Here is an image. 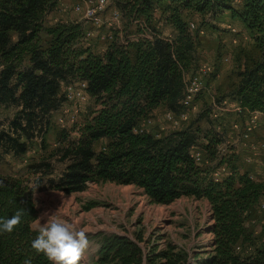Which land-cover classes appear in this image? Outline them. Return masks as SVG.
<instances>
[{
    "label": "trees",
    "instance_id": "16d2710c",
    "mask_svg": "<svg viewBox=\"0 0 264 264\" xmlns=\"http://www.w3.org/2000/svg\"><path fill=\"white\" fill-rule=\"evenodd\" d=\"M56 3L0 0V104L16 108L7 128L0 129V155L22 154V138L30 139L38 131L42 140L40 128L59 106L63 82L85 81L86 92L98 107L78 126L77 138L68 140L60 130L66 143L56 151L66 163L58 176L48 177L51 166L44 160L27 164L26 176L0 175V217L23 213L12 233L0 234V264H24L26 258L32 264H51L30 247L38 234L31 228L36 217L34 191L46 188L69 194L103 181L133 185L155 204L181 196L205 199L212 236L209 252L188 260L170 243L144 251L138 245L140 237L112 233L102 237L94 264H264V235L258 247L244 225L251 206L264 201V179L238 172L232 154L216 159L214 166L204 163L215 160L221 141L208 132L201 136L207 157L194 162L190 151L197 145L199 129L193 122L162 135L139 130L141 121L151 118L159 105L174 113L183 110V76L195 64L198 28L187 27L192 14L203 26L206 19L217 21L226 12L250 33L257 58L237 72L226 95L242 109L264 113V0H121L115 4L121 27L111 32L101 54L79 44L81 22L44 24ZM158 22L170 28L171 37L161 34ZM100 139L104 145L93 150ZM222 163L229 173L212 180L211 171ZM244 247L249 252L240 255Z\"/></svg>",
    "mask_w": 264,
    "mask_h": 264
},
{
    "label": "rangeland",
    "instance_id": "374dc122",
    "mask_svg": "<svg viewBox=\"0 0 264 264\" xmlns=\"http://www.w3.org/2000/svg\"><path fill=\"white\" fill-rule=\"evenodd\" d=\"M118 1L121 0H112L99 14L97 24H92L84 20L80 13L72 11L71 0H57L55 8L44 16V24L81 22L82 36L84 33L88 35L85 36V40L81 37L79 44L88 47L95 54H101L107 44L106 36H112L111 32L121 27L120 16L118 24L111 22L114 11L117 10L120 15L115 5ZM157 10L154 11L156 18L159 14ZM187 19V26L190 22L194 26L190 31L198 28L193 40L195 64L187 73L195 71L200 65L208 66L210 72L203 78L202 91L194 98V108L187 111V121L172 127L162 119L165 109L159 105L152 111V122L147 130L162 135L185 128L193 122L199 129L196 146L202 155L206 156L207 153L201 136L205 132L215 134L221 140L216 151L223 153L224 157L232 154L238 172H246L253 180H262L264 151L257 147L253 155L247 142L241 139L238 132L232 130L231 124L235 121L243 122L248 114L245 111L231 110L233 106L229 105L231 100L226 95L237 81V72L248 67L257 58L253 39L242 24L237 19L230 18L228 13H223L217 21L206 19L207 24L203 26H200L198 15L192 14ZM157 25L162 35L172 36L168 26L160 22ZM75 82L76 80L60 84L58 95L61 96V101L59 106L45 117L46 125L40 128V131H43L42 140L38 131L30 139L22 138L25 143V151L22 154L0 155V175L26 176L24 167L27 164L44 160L51 166L48 177L58 176L66 163L58 159L59 154L56 151L66 143L59 137L60 130L67 134L68 140L77 138L78 126L98 107L87 92L81 99L73 96ZM223 100L226 103L224 106H228V109L212 118L210 113L212 105ZM15 110L12 105L0 104V129L7 128V122ZM263 119L264 117H261V120ZM248 141L255 144L263 143L264 134L256 129ZM103 145L104 140L100 139L93 143V150L98 151ZM218 158L216 156L214 161L207 164L214 166ZM32 199L36 217L31 225L38 217L41 218V223L46 222L48 218H58L72 223L76 231L85 233L88 244L78 264H94L95 253L102 237L112 233L123 234L133 240L140 237L138 245L144 251L154 245L161 249L166 243H170L184 251L188 260H191L193 255H197L195 258L204 257L210 250L209 240L212 235L208 226L212 224V220L209 205L202 198L181 196L167 204H155L149 202L141 190L133 185L103 181L87 183L83 190L69 194L43 188L34 191ZM261 203L264 201L260 200L251 206L244 221L258 247L262 246L264 235V208L260 207ZM248 252L249 248L244 247L239 254Z\"/></svg>",
    "mask_w": 264,
    "mask_h": 264
},
{
    "label": "built area",
    "instance_id": "2783aa9c",
    "mask_svg": "<svg viewBox=\"0 0 264 264\" xmlns=\"http://www.w3.org/2000/svg\"><path fill=\"white\" fill-rule=\"evenodd\" d=\"M70 1V0H69ZM72 2V11L76 13H80L81 17L84 18V20L89 21L92 24H97L98 17L101 11L107 7L109 4H111L112 0H71ZM118 11H114L111 17V22L113 24H118L119 22V14ZM111 25V23L109 24ZM188 30H192L194 28L193 24L190 22L188 24ZM88 35L87 33H84V36H81L83 40H85V36ZM112 36L107 35L105 41L109 42L111 40ZM210 72V69L208 66L200 65L196 68L195 71L191 73H186L185 76H183V92H182V98L180 100V103L183 107V110L177 113L170 112L165 110L163 112L162 119L166 122H168L172 127H176L180 125L181 122L187 121V111L194 108L193 101L195 96L200 93L203 89V78ZM76 89L73 92V96L75 98L81 99L83 95L86 93V83L83 80H76ZM232 103V104H231ZM229 105L233 106L231 110L241 112L245 111L248 114V117L243 120L241 123H237L236 121L231 124L232 130H235L240 135L241 139L247 142V145L249 147V150L253 153V155L257 151V147L261 149V151H264V142L260 144L255 143H249V138L252 135V133L257 129L262 131L264 134V119L261 120V117H264V113L260 111H248L245 109H242L237 103L231 102ZM219 104V105H218ZM214 104L211 107L210 113L211 117L215 118L218 113L226 111L228 109V106L226 105L225 101L223 100L221 103ZM152 122L151 118H145L141 121L139 130L142 128L147 129L148 125ZM162 130V128L160 127ZM218 129V127H217ZM216 151V156L219 158L224 157L223 153H219ZM190 156L192 157L194 162H200L205 155H202L201 151L197 149V146H193L190 151ZM204 163H207L206 160H204ZM229 173L228 167L226 163H222L219 166H217L215 169H213L210 173V176L212 180L218 181L222 177L226 176ZM249 178H251L248 175ZM261 208H264V203L260 204ZM235 250H238V247L235 248Z\"/></svg>",
    "mask_w": 264,
    "mask_h": 264
},
{
    "label": "clouds",
    "instance_id": "9594fccd",
    "mask_svg": "<svg viewBox=\"0 0 264 264\" xmlns=\"http://www.w3.org/2000/svg\"><path fill=\"white\" fill-rule=\"evenodd\" d=\"M23 213L17 211L9 218L0 217V234L12 233L21 223ZM38 234L31 240L30 247L36 254H43L51 264H78L83 250L88 244L83 231H76L72 223L62 219L41 218L31 225ZM24 264H32L30 258Z\"/></svg>",
    "mask_w": 264,
    "mask_h": 264
},
{
    "label": "crops",
    "instance_id": "0c3cea01",
    "mask_svg": "<svg viewBox=\"0 0 264 264\" xmlns=\"http://www.w3.org/2000/svg\"><path fill=\"white\" fill-rule=\"evenodd\" d=\"M224 13H226V12H224Z\"/></svg>",
    "mask_w": 264,
    "mask_h": 264
}]
</instances>
